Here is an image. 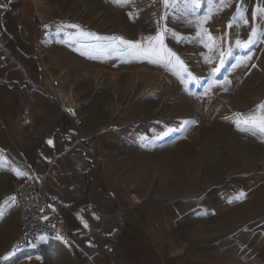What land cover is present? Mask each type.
<instances>
[{
    "label": "crops",
    "instance_id": "1",
    "mask_svg": "<svg viewBox=\"0 0 264 264\" xmlns=\"http://www.w3.org/2000/svg\"><path fill=\"white\" fill-rule=\"evenodd\" d=\"M222 1L226 4L219 9L225 12L209 30L231 61L222 81L205 87L204 98H198V170H214L208 164L222 160L220 147L227 146L234 156L230 174L226 182H209L199 195L188 189L197 184L186 170L177 168L172 180L155 178L157 196L145 197L122 188L101 155L100 140H86L55 96L37 49L36 1L0 0V174L6 171L0 187H7L0 194V211L10 221V238L19 227L10 187L27 171L42 177V190L60 205L70 236L69 243L38 237L27 261L264 264L263 249L257 254L255 242L256 237L264 242V135L236 125V114L241 120L264 115L258 107L264 104V0ZM254 29L255 42L245 48ZM213 137L220 143L226 138V146L209 145ZM184 149L166 157L167 171L172 166L175 172L181 153L188 152ZM226 176L221 173L219 179ZM205 200L222 206L206 207ZM235 217L242 222L231 224Z\"/></svg>",
    "mask_w": 264,
    "mask_h": 264
},
{
    "label": "rangeland",
    "instance_id": "2",
    "mask_svg": "<svg viewBox=\"0 0 264 264\" xmlns=\"http://www.w3.org/2000/svg\"><path fill=\"white\" fill-rule=\"evenodd\" d=\"M35 1L41 67L86 140H100L101 155L122 188L157 196L155 178L172 180L177 168L186 170L188 180L197 184L188 189H197L199 195L210 188L209 182L227 181L234 156L226 138L220 143L213 137L209 144L226 146L220 147L222 160L217 157L208 164L215 165L214 170H198V98H204L205 87L222 81L231 61L224 44L214 41L209 30L225 12L219 7L226 1H199V8L182 4L178 11L166 7L164 0ZM120 40L154 48L155 53L129 54V45ZM179 147L188 152L181 153L183 163L176 161L175 172L172 166L168 172L166 157L172 152L173 159ZM221 173L227 176L219 179ZM0 177L5 182L6 171L1 170ZM5 188L0 187V194ZM202 205L222 202L205 200ZM237 221L242 219L235 217L231 224ZM10 229L9 219L0 216V264L51 263L46 257L26 260L36 241L10 254L15 236L9 238ZM259 240L255 238L257 254L264 252Z\"/></svg>",
    "mask_w": 264,
    "mask_h": 264
},
{
    "label": "built area",
    "instance_id": "3",
    "mask_svg": "<svg viewBox=\"0 0 264 264\" xmlns=\"http://www.w3.org/2000/svg\"><path fill=\"white\" fill-rule=\"evenodd\" d=\"M23 174L12 188L14 203L19 209V227L10 241L8 252L16 254L40 236L60 237L63 242L69 243L63 211L42 190V177L27 171H23Z\"/></svg>",
    "mask_w": 264,
    "mask_h": 264
},
{
    "label": "snow or ice",
    "instance_id": "4",
    "mask_svg": "<svg viewBox=\"0 0 264 264\" xmlns=\"http://www.w3.org/2000/svg\"><path fill=\"white\" fill-rule=\"evenodd\" d=\"M117 3L120 2H124L127 3L128 0H116ZM164 4L166 7H168L169 5L173 8V10L178 11L181 7V5H187V4H191L194 8H199V0H164ZM256 18V13H253V19ZM245 23H247V20H245ZM84 34V33H81ZM255 29L253 30V34L249 36V40L247 43L244 44V47L247 48L249 47L252 43L255 42V40L253 39V36L255 35ZM159 35L155 38V39H159ZM119 39V38H117ZM120 43L122 44H128L129 45V54L132 55H152L153 53H155V49L154 48H140V46L138 44H133L131 42H127L124 40H120ZM239 43V42H238ZM219 68H215L213 69L214 72H219ZM261 109H264V104H261L258 106ZM238 119L236 120V125L237 128L240 131H245V132H250L252 135H256L257 132L264 135V115H260L259 117H257L256 115H249L246 117H243V119L241 120L239 117L241 116V114H236ZM185 124L188 123V121L184 122ZM49 143H51V141H49ZM14 201V197L11 198ZM3 215V212L0 211V216ZM4 259H7V257H4Z\"/></svg>",
    "mask_w": 264,
    "mask_h": 264
}]
</instances>
